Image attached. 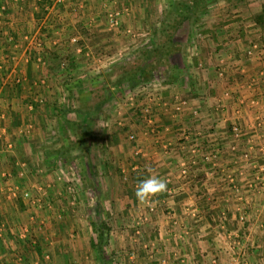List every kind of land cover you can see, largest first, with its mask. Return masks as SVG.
I'll list each match as a JSON object with an SVG mask.
<instances>
[{
    "label": "crops",
    "instance_id": "1",
    "mask_svg": "<svg viewBox=\"0 0 264 264\" xmlns=\"http://www.w3.org/2000/svg\"><path fill=\"white\" fill-rule=\"evenodd\" d=\"M47 1L0 0V7H4L0 20L6 16L11 21L8 22L12 26L8 35L16 40L18 35L16 31H22V27L26 30V24L29 23L36 28L37 20L34 14L37 5ZM88 1L89 4H84L86 11L90 7L91 12L98 9L99 0ZM139 2L141 4L142 0ZM147 2L144 1V4ZM144 4L143 8H145ZM81 6L82 4H79V7ZM261 8L262 6L257 10H251V13H246L247 15L241 13L242 19L245 18L249 25L254 26L251 17ZM223 18L229 20L230 24L225 26L226 33L219 35L217 41H213L215 46L210 42L207 44V51L197 48L193 52L191 51L193 42H190L180 65L178 78L175 79L172 75L167 80L168 75L164 76L161 73L160 77L150 82L149 86L156 88L157 93L160 91L159 94H162L168 104L159 107L161 110L152 116L151 125L145 124L142 115L137 119L129 118L130 121L137 123V129L135 130L136 125L132 123L135 131L133 128L125 127V132L128 135H136V141L131 142L132 144L126 143L122 147L120 132L110 131L108 128L105 132L102 130L106 142L102 147H98L96 143L92 147L93 153L90 156L92 174H88L84 158L78 150L71 152L72 155L76 154V158L71 159L69 164L62 163L60 158L53 154L54 150L68 145L71 132L65 131L63 139H59L60 143L54 141L52 133L47 132H51L50 129H46L47 126L49 128L48 118L58 110L53 111V106H47L45 100L38 102L39 95L34 99L39 88L37 84L39 79L36 80L34 76L39 75L40 70L34 67L31 58L23 61V71H19V74L23 73L28 77V83L14 84L9 81L11 77L7 82L0 83V186L16 185L19 190H30L36 195L35 188H41L38 197L40 200L35 205L20 197L7 201L5 196L0 194V228H2L0 264L49 263L44 256L45 251L36 250L37 244L41 247L42 240L50 247L51 242L46 241L49 237L46 236L48 229L52 227L49 223L52 222V228L59 233L63 232L66 224L65 216L52 208L51 202L55 193L52 192L51 187L54 178H51L49 170L58 164L72 168L74 162L83 167L80 183L84 181L87 190L95 192L99 182L103 181L107 184L115 182V168L118 170L121 168V173L138 172L147 177L149 173L146 171V166H150L153 174L167 182V190L152 197L149 202L143 203L144 208L139 213L141 215L145 211L149 212V206L154 208V213H149L153 220H146L143 226L146 232V237L144 234V239L147 240H145L146 248H142L140 244L138 249H135L137 257L119 259L111 255L115 254L117 249L127 247V244L114 245L109 236L105 249L109 256L105 264H141L142 262L161 264V259L165 258L168 260L165 264H175L179 261L184 264H211L212 257H217V264H224L229 260L228 257L226 258L229 254L225 252L237 258L236 264H264V212L261 211L264 181L263 174L251 168V164H264V156L260 152V145L264 143V43L261 41V36L257 37L255 42L260 45L251 56H248L249 46L246 44L250 42H246L244 30L240 34L237 32L238 19L235 17L229 19L227 16ZM3 28L6 29L7 25L0 21L1 35ZM259 31L261 32L260 28ZM64 36L66 37V34ZM45 38L42 36V39ZM21 41L23 44L27 43L22 38ZM5 45H8V42H5ZM49 46L47 45V48ZM15 50H22L24 55L26 51L29 53L30 48L27 50L20 44ZM11 53L13 51L0 42V62H8ZM24 85L29 89L27 92L22 91ZM180 93L182 96L178 95ZM176 96L187 103L179 113L174 111L175 103L171 102ZM63 101H65L63 98L59 99V103ZM193 111H197V117H193ZM57 116L60 119L62 114L58 112ZM130 121L127 126L131 125ZM233 124L239 125L241 129L242 133L238 139L231 135ZM50 140L58 145H52ZM195 144L199 151L193 155L190 149ZM232 146H235V151H231ZM118 147L123 149L125 158L121 160L125 162V167L120 166L121 162L116 166L111 160ZM214 148L219 150L215 164L203 162L202 155ZM246 151L249 152L247 162L241 159L242 152ZM109 152L113 154L110 158L107 156ZM99 168L105 174L104 177L96 172ZM32 172L38 176L37 181H31ZM66 180L71 181V178ZM129 182L134 184L131 180ZM249 185L253 187L249 188ZM233 186L241 192L237 198L227 195ZM126 197L128 204L123 209L116 210L114 207L109 210V214L106 212L100 214L96 211L95 215L92 212V217L105 215L116 218L134 215L131 204H137L138 200L133 194ZM192 210L196 211V216L193 218L190 215ZM222 210L226 212L228 225L232 221L235 222L231 229L238 226L235 216L239 210L244 212L247 220L248 217L253 218V223L248 224L246 221L247 224L237 228L242 237L247 233L246 241H250L248 244L241 240L243 246L240 257L237 253L229 251L226 242H217L218 235L214 237L217 232H221L217 227L219 213ZM79 214L87 216L82 211ZM90 223H87V220H80V224L77 225L81 227V232L89 233V237H91ZM39 224L46 228L41 240L36 242L33 237ZM108 231L110 234L114 232L113 229ZM234 241L235 238L231 242ZM61 245L63 248L58 250H62L61 254L65 255L62 258H65L68 253L67 246H64V241H61ZM130 245L132 246L128 250L133 247V244ZM74 247L76 250L79 249V264H103L91 248L90 239L88 243L92 254L90 259L84 255L86 248L84 244L83 247L81 245ZM233 249L237 248L233 247ZM149 253L152 254L150 258ZM27 255L32 256L30 262L24 259ZM18 257L23 261L20 263L15 261ZM133 258L138 259L136 263L133 262ZM66 262L67 260L63 259V264Z\"/></svg>",
    "mask_w": 264,
    "mask_h": 264
},
{
    "label": "rangeland",
    "instance_id": "2",
    "mask_svg": "<svg viewBox=\"0 0 264 264\" xmlns=\"http://www.w3.org/2000/svg\"><path fill=\"white\" fill-rule=\"evenodd\" d=\"M228 1L231 2L229 3L219 0L217 1L218 3L216 2L217 4L214 3L210 14L200 20L203 24H208L214 28L213 33L209 36L208 43L210 44L211 42L212 46H215L213 41H217L219 35L226 33V31H224L225 27H218L217 23L224 19L223 16H229V18L235 17L238 21L242 20L244 25L242 27L244 30L243 35L246 37V42H250L246 44L250 47L253 43H256L255 40L257 37H260L261 32L255 25H249L245 18L242 19V14L247 15L246 13L249 14L252 11L257 10L258 7H263L264 0ZM47 2L37 5L38 8L36 14H34L37 20L36 28H33L29 23L26 24V30L22 27V31H16V35L18 34L16 40L11 35H8L11 31L10 28L12 27L9 25L11 23L10 19L3 16L5 20L2 21L3 17L0 20L7 25V28H3L2 30L3 35L0 34V42L2 45L6 46V48H9L10 51H13V53L9 54L8 62H0V66H2V69L0 70V83L7 82V79L10 77L9 81L14 84L19 85L27 82L28 77L23 73L19 74V71H23V61L31 58L30 60L34 63V67H36L37 70H40L39 75L34 76L37 78L36 80L39 79L37 82L39 86L38 93L35 95L36 97L34 96V99L39 95L40 99L45 100L47 106H53V111H55L58 110L60 108L59 105L62 104L61 102L59 103V99H62L63 97L65 98V96L72 98L69 104L72 109L75 108L73 110L81 108L83 102L84 104L86 102H92L94 98L93 94H91L92 90L95 88L97 89V87L103 84L105 79L111 76V69L131 56V52H133L138 46L146 41L148 42L152 31L156 28V19L160 16V11L167 8L171 0H152L145 4L144 2H141L140 4L139 0H99L98 9L94 10V12L90 11L91 7L86 11L84 4H89L88 0H48ZM79 4H82V6L79 7ZM143 4L145 5V8H143ZM47 7L48 9H45ZM147 13L151 16L150 18H148V16L147 18L145 17ZM113 16L116 24L109 23L110 18H113ZM9 21L10 23H8ZM234 21L236 20L234 19ZM238 21L236 23H238ZM233 25L235 24L233 23ZM221 29L223 33L221 32ZM47 32L48 34L51 32L49 37ZM65 34L66 37L64 36ZM25 36L28 40L26 41L27 43L23 44L21 38L23 39ZM42 36L46 37L45 40L42 39ZM7 38H13L14 41L11 40V43L5 45V42H9ZM73 39L75 42L72 41ZM198 39L199 38H193V43L191 42L192 44H195L196 50L197 48L198 50L203 48ZM20 44L26 47L27 50L30 48L29 53L26 51L23 55L22 50H15ZM47 45L50 46L47 48ZM78 48L80 49V52L77 51ZM62 62H64L63 66ZM23 87L24 89L22 91L25 90L27 92V90H29L26 85ZM155 89L156 88H154V90ZM152 90V86H146V90L143 89L142 92H139L140 90L130 93L125 92L123 97H112L100 110H98L97 113L90 112L91 114L89 115L88 122L91 126L90 128L98 134L96 138L100 139L102 130L105 132L108 128L110 131L116 130L117 132H120V143L122 144V147L126 143H131V141L128 140L129 135L125 132V129L133 128V131H135L137 129V123L130 121L129 118L132 117L133 119H137L138 116L142 115L140 110H142L143 107L150 110L152 116L161 110L159 108L160 106L156 104L158 101H156L155 97L160 91L157 93ZM149 94L150 96L147 98ZM160 95L162 97L161 100L165 102L162 94ZM178 95L182 96L181 93ZM171 102L175 103L173 99ZM167 104L168 103L165 102L164 106H167ZM55 107L59 108L55 109ZM183 109L184 108H182V110ZM182 110L180 112H182ZM57 115L58 113L53 112L51 117L48 118L50 120L47 121L49 128L47 126L46 129H50L51 132H47L52 133L55 138L54 141L60 143L59 139H63L65 131L60 122L61 119H58ZM66 116L73 121H79L81 119V115H79L78 112L68 113ZM128 121H130L129 124H131L129 126H127ZM118 123H120V125ZM132 123L136 125L135 130ZM134 138L136 141V135H134ZM101 141L102 140L99 142ZM56 142L54 143L51 141L52 145H58ZM122 150L121 147H118L116 151H114V158L111 160L115 162L116 166L121 162L122 165L120 166L125 167V162L122 161V158L125 155H123L124 153ZM111 152L107 155L109 158L113 155ZM71 156L76 158L75 153L73 155L71 154ZM72 157L70 158L72 159ZM80 165L79 163L74 162L73 167L69 168L67 165L58 164L49 170L51 178L55 179V181L53 179V186L51 187L52 192L55 193L54 199L51 202L52 208L56 209V212L60 215L63 214L62 216H65L66 224L63 232L59 233L52 228V222L49 223L50 226H52V229H48V234L46 236L49 237L46 241L47 243L51 242L50 247L41 240V235L44 234V229L46 227L39 224V227L35 230V236L33 238L36 242L41 240V247L38 246V244L37 247H39L41 252L45 251L44 256L47 255L46 259L49 262L48 264H63V259L67 260L65 264H79V249L76 250L74 245H77L78 247L81 245L83 247L84 244L86 246V248H84V255L90 259L92 254L88 247L90 239L89 233L87 234L84 231L81 232V227H77V225L80 224V220H87V223H90L92 218H95L96 211L100 214H104L105 212L109 214V210L114 207L116 210L123 209V207L128 204L126 196L130 194L135 195L134 186H136V184H131L129 181L131 180V175H134L137 172L128 174L125 171V173H121V168L120 170L115 168V182H111V184L106 180L109 183L107 184L103 181H98L99 185L95 192L94 190H87L84 181H81L80 183L81 171L83 170V167ZM96 172L102 177L105 176L101 168H99V170L96 169ZM37 177L36 173L32 172L31 181H37ZM262 177L264 178V175ZM66 178H71V181L66 180ZM229 192L230 193L227 194L229 197L232 196L233 198H237L238 195L236 193L231 192V190H229ZM131 205L133 207L131 211L134 212V215L132 214L131 216L112 218L105 215H97L106 229H113L114 231L112 234L107 233V240H109L110 236V241L113 242L114 245L117 243L122 245L127 244V247L124 249H117V252L111 255L116 256L119 259L123 257L130 259V253L133 251L135 254L134 257H137L135 249H138L140 244L141 246L142 243L145 244L146 240L144 239V234L146 237V232L145 228H143L145 225L143 216H146L147 220H153L152 216H150L151 214L149 215V213H151L150 211H145L143 214L139 215L144 208L142 206L143 203L138 201L137 204L132 203ZM81 211L82 213L87 214V216L80 215L79 213H81ZM92 212L95 214L93 217ZM148 217L152 219H149ZM252 219L253 218L248 217V224H250L249 222L253 223ZM215 220L217 221V219ZM226 220L225 230L217 232L214 237L216 238L218 235L217 242H226V246L230 248L229 251L231 250V253L234 254L237 253L240 257L243 246L242 241L248 244L250 242L246 241L248 240V234L246 233L242 237L241 233L237 231V228L239 226L242 227L243 225L236 222L238 226L231 229L235 225V222L232 221L228 225V218H226ZM244 224L247 223L245 222ZM228 234H230V236L237 234V236H239L238 238H240V240L242 239L237 249L232 248L235 245L232 247L229 246L228 243H231L232 239ZM238 238L235 240H239ZM61 241H64L65 247L67 246L68 253L65 258H62L65 256L61 254L62 250H58V248H63ZM130 244H133V247L131 250H128V248L132 246ZM105 249H107V246ZM225 253L229 254L226 255V258L228 257L229 260L235 259L236 262L237 258H233L228 252ZM107 256L109 255L107 254ZM31 257L32 256L27 255L24 259L29 261ZM136 259L137 258H133V262L136 263L138 260ZM23 264L32 263L23 262ZM141 264L144 263L142 262ZM175 264L184 263L176 262Z\"/></svg>",
    "mask_w": 264,
    "mask_h": 264
},
{
    "label": "trees",
    "instance_id": "3",
    "mask_svg": "<svg viewBox=\"0 0 264 264\" xmlns=\"http://www.w3.org/2000/svg\"><path fill=\"white\" fill-rule=\"evenodd\" d=\"M144 1L150 2L152 0H142V2ZM217 1L219 0H171L167 8L160 11V16L156 19V28L152 31L148 42L146 41L138 46L131 52V56L111 69V76L105 79L97 89L92 90L91 94L94 97L92 102H86L85 104L83 102L82 107L79 108L80 110H73L75 108L72 109L69 104L72 98L63 97L64 103L59 105V109L57 107L55 109H58L57 113L62 114L60 122L63 125V130L70 131L71 138H69L70 140L65 148H58L53 151V154L59 157L62 163L69 164L71 163V152L78 150L84 158L88 174H92L91 169L93 166L90 159L93 153L92 147L95 143L98 147H102L106 139L102 133L100 139L96 138L98 134L90 128L89 115L97 113L114 96L123 97L125 92H136V90L142 92L144 87L160 77L161 73L164 76L168 75L166 76L167 80L172 75L175 79L178 78L186 48L193 38H199V43L203 46L201 49L207 51L209 36L213 33L214 28L208 24H203L200 20L210 14L212 5ZM223 1L229 2L228 0ZM147 16L148 18L151 17L149 13L145 17L147 18ZM227 17L229 18V16ZM251 21L260 28L261 41L264 43V7L258 13L252 15ZM228 24H230L229 20L224 18L217 23V26L225 27ZM242 24V20L237 23L240 27L237 31L239 34L243 31ZM73 112H78L82 119L80 121L66 119L65 116ZM100 140L102 141L99 142ZM144 178L145 176L137 172L131 175L130 179L132 183L137 184ZM90 227V246L102 263L105 264L108 229L100 222L98 216H95L90 223ZM36 250L40 251L38 247H36Z\"/></svg>",
    "mask_w": 264,
    "mask_h": 264
},
{
    "label": "built area",
    "instance_id": "4",
    "mask_svg": "<svg viewBox=\"0 0 264 264\" xmlns=\"http://www.w3.org/2000/svg\"><path fill=\"white\" fill-rule=\"evenodd\" d=\"M46 9H48V7ZM3 11H4V7H0V16L3 14ZM109 23L116 24V21L114 20V16H113V18L112 17L110 18ZM23 39H24L25 42L28 40V38L26 36L23 37ZM7 40L9 41L8 43H11L10 41L13 40V38H7ZM72 41L75 42L74 39ZM12 44H13V42H12ZM258 45H260V44L259 43H253L247 49V55L251 56L252 53H254V51L258 48ZM37 46H39V45H37ZM195 50H196V46H195V44H192L191 51L194 52ZM77 51L80 52V49L78 48ZM63 64H64V62H62V66H63ZM1 69H2V66H0V70ZM147 86H149V85H147ZM144 89L146 90V87H144ZM154 91H156V90H154ZM149 96H150V94L147 96V98ZM155 97H156V101H158L156 104H158L159 106H161V105L164 106L165 105V103H163L162 100H161L162 98H161L160 94L155 95ZM40 101H41V99L38 100V102H40ZM174 101H175V104H174L175 105V110L174 111L178 112V113L187 104L185 100L180 99L177 96L174 97ZM140 111L142 113V117L144 119L145 124L151 125L153 121H152V115H151L150 110H148L147 108L143 107L142 110H140ZM192 115H193V117H197L198 116L197 111H193ZM118 124L120 125V123H118ZM230 131H231L232 137L235 138V139H238L241 136V133H242L239 125H237V124H233L231 126V130ZM184 137L187 138L186 135H184ZM128 140L131 141V142H134L135 141L134 134H129ZM230 149H231V151H235V146H232ZM198 151H199V148H198V146H196V144L190 149V153L193 154V155L197 154ZM260 152L264 156V143L262 145H260ZM218 155H219V150H217L215 148H214V150L209 149L206 154L202 155V161L205 162V163L215 164L217 158L219 157ZM241 159L243 161L247 162L248 159H249V152H247V151L246 152H242ZM251 166H252L251 168L256 169L257 172H259L260 174L264 175V164H261V165L251 164ZM182 173L183 174L185 173L184 170H182ZM5 177H6V175H5ZM256 179L259 180V178H256ZM263 181H264V178H263ZM251 187H253V186L249 185V188H251ZM35 189L37 190V195L35 193H33V191H30V190H22L21 191V190H19L18 186H16V185H12V186L5 185V186H0V194H3L7 201H11V200H14V199L20 197V198H22L24 200H27L30 204L35 205L40 200L38 197L40 196L39 191H41V188L40 187H38V188L36 187ZM231 190L234 193H236L237 195L240 196L241 192L239 191L238 188L233 186V189L231 188ZM149 207H150L149 211L152 213L154 208H153V206H149ZM240 210H242V209H240ZM240 210H239V213L235 217H236V222L241 223L243 225L247 221V216L244 214V212H240ZM261 211L264 212V197H263L262 202H261ZM190 215L192 216V218L195 217L196 216V211L192 210L190 212ZM219 215L221 217L219 216V218H218V224L219 225H218L217 228L220 231H224L225 228H226V221H227L226 217H227V215H226V212L223 211V210L219 213ZM143 220L146 221L147 217L143 216ZM1 234H2V228H0V238H1ZM228 235L230 236V234H228ZM238 237L239 236H237V234H233V235L230 236L231 239H233V238L237 239ZM238 239L239 240H235L234 242L228 243L229 246L232 247L233 245H235L233 247L234 248H238V245L240 244V242L242 240V239L240 240V238H238ZM142 248H146L144 243H142ZM130 256L133 257L134 256L133 253ZM148 257L149 258L152 257V254L149 253ZM45 258H47V256H45ZM16 261L20 263V262L23 261V259L21 257H18L16 259ZM165 262H167L166 259H161V264H165ZM210 262H211V264H217V257H212ZM181 263H182V261H181ZM224 264H236L235 263V259H230V260L226 261Z\"/></svg>",
    "mask_w": 264,
    "mask_h": 264
},
{
    "label": "clouds",
    "instance_id": "5",
    "mask_svg": "<svg viewBox=\"0 0 264 264\" xmlns=\"http://www.w3.org/2000/svg\"><path fill=\"white\" fill-rule=\"evenodd\" d=\"M146 171L149 175L141 179L135 186V197L141 203H147L152 197L167 190V182L153 174V169L150 166H146Z\"/></svg>",
    "mask_w": 264,
    "mask_h": 264
}]
</instances>
